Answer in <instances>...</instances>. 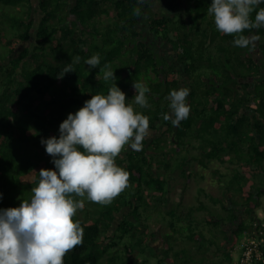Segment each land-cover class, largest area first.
Instances as JSON below:
<instances>
[{"label":"trees","instance_id":"obj_1","mask_svg":"<svg viewBox=\"0 0 264 264\" xmlns=\"http://www.w3.org/2000/svg\"><path fill=\"white\" fill-rule=\"evenodd\" d=\"M33 1L0 0V208L18 207L31 196L39 171L55 168L41 140L58 137L69 113L92 95H106L117 83L134 109L149 118L150 135L142 150L125 146L116 158L129 181L110 204L84 199V208L74 217L84 230L83 243L65 255L64 264H136L130 257L136 250L158 258L150 245L156 235L147 236L142 212H148L154 199L169 196L170 174L162 178L159 172L187 169L190 158H178L193 141L201 143V154L191 159L200 164L217 160L241 167L231 174L229 189L241 193L242 202L230 190L224 192L227 215L203 220L209 235L195 227V213L207 209L204 204L167 212L170 231L162 234L158 264L197 260L190 250L179 248L184 241L197 248L202 264L233 263L244 237L255 223L264 222V213L258 214L264 189L254 183L246 188L247 175L264 169V39L242 48L234 45V35L213 26L201 31L211 0H174L171 12L186 10L174 16L154 13L152 0H38L39 20ZM142 22L147 23L144 30L139 28ZM256 31L246 29L243 35ZM149 34L155 43L148 41ZM20 43L32 47L19 52ZM95 54L100 65L90 69L85 60ZM76 57L80 59L73 63ZM69 63L75 71L58 76ZM106 64L117 79H103L99 68ZM182 78L190 89V113L177 127L162 116L171 111L167 97L182 87ZM134 81L150 89L149 107L132 100ZM183 174L182 192L191 182V173ZM213 254L223 258L216 262Z\"/></svg>","mask_w":264,"mask_h":264},{"label":"clouds","instance_id":"obj_2","mask_svg":"<svg viewBox=\"0 0 264 264\" xmlns=\"http://www.w3.org/2000/svg\"><path fill=\"white\" fill-rule=\"evenodd\" d=\"M261 4L264 0H211L208 13L219 32L234 35L235 46L254 47L259 37L243 32L264 26V8L256 10ZM134 11L141 14L139 8ZM85 64L97 68L99 54ZM99 69L105 81L117 79L110 65ZM72 71L69 63L58 76ZM133 87L134 103L149 107L150 89L140 81H134ZM188 96L186 87L171 90L167 97L171 111L163 114V120L178 127L187 119ZM149 127V118L134 109L117 83L106 95H92L83 107L69 113L59 126L58 137L41 140L55 168L39 171L31 196L18 207L0 208V264H64L65 255L83 243L84 230L74 217L84 208V199L107 205L127 187L129 173L117 165L116 158L125 146L142 150Z\"/></svg>","mask_w":264,"mask_h":264},{"label":"rangeland","instance_id":"obj_3","mask_svg":"<svg viewBox=\"0 0 264 264\" xmlns=\"http://www.w3.org/2000/svg\"><path fill=\"white\" fill-rule=\"evenodd\" d=\"M158 2L160 0H153L154 6L158 5ZM34 18L40 19L41 13L38 10V0H34ZM147 23H141L139 26L140 30H144ZM147 35V34H145ZM158 40V39H157ZM149 42H156V38H154L153 35H149L148 37ZM160 45L161 44H157ZM32 43H20L18 46V51L21 52L25 48H31ZM159 47V46H158ZM214 50V49H213ZM169 55L173 56L174 52H170ZM174 61V59H171ZM177 64V63H176ZM182 87L185 86V79L182 78ZM188 88V87H186ZM189 89V88H188ZM190 92V89H189ZM192 147L189 148V151H183V153L179 156L178 160H188L189 163L188 167H184L183 171H176L175 173H170V171H167L165 169H162L160 173V177H170V185L168 188H170V194L166 199L163 201L159 199H154L153 204L148 210L147 213H143V218L146 216L147 219H143V222H147V225L149 227V234L147 235L150 237L151 233H155V238L152 239L150 242V245L155 249L157 252L158 258L154 257L153 255H149V253H139L138 250L131 253L132 259L135 260L136 264H158L159 256L162 255V234L165 232L170 231L168 228V218L166 217V213L174 208H179L180 210L183 208L188 207H198L201 204H204L207 209L199 210L195 213V217L199 221L195 224V227L199 230H203L206 234L209 235L208 227L203 222L205 220L206 216H210L214 219H221L219 217H225L227 215V212L223 209L222 204L226 201L224 192L230 190L229 189V182L231 179V174L234 172L235 169H237L239 172L242 171L241 167H237L236 165L232 164H221L217 160H209L206 161V165L200 164L199 161H196L191 158H199L201 154V143L199 141H193ZM177 154V153H176ZM179 154L176 155L178 157ZM184 157V159H183ZM186 160V161H187ZM192 160V161H191ZM187 166V165H185ZM191 173V182L189 183L187 189L183 191L182 187L184 185V179L182 177L183 172ZM169 172V173H168ZM219 174H217V173ZM244 173V172H243ZM247 178L250 180V183L246 184V188H250L251 184L254 183L257 187L260 189H264V169L259 171V173L256 176L247 175ZM245 185V184H244ZM183 193V194H181ZM234 193V192H233ZM216 199L219 200L218 202H215L212 200ZM234 200L241 201L242 202V196L241 193H234ZM230 207V206H229ZM264 213V197H263V206L262 209L258 211V214ZM123 217L118 218L121 220ZM149 218V219H148ZM140 221V220H139ZM141 222V221H140ZM229 227H225L226 230H228ZM179 248H186L190 250V252L197 257V260H190L185 264H202L200 261H198L199 254L197 253V248L190 242L184 241L179 245ZM235 257V258H234ZM239 257V251L236 250L235 254H233L234 262L231 264H235ZM214 261L218 262L220 261L223 256L222 255H215L213 254L211 257ZM179 264H183V262L179 261ZM132 264V263H131ZM226 264H229L226 262Z\"/></svg>","mask_w":264,"mask_h":264},{"label":"built area","instance_id":"obj_4","mask_svg":"<svg viewBox=\"0 0 264 264\" xmlns=\"http://www.w3.org/2000/svg\"><path fill=\"white\" fill-rule=\"evenodd\" d=\"M262 218V217H261ZM264 246V222L254 224L251 235L245 236L239 250L241 251L239 264H256V261L264 262V254L261 247Z\"/></svg>","mask_w":264,"mask_h":264},{"label":"flooded vegetation","instance_id":"obj_5","mask_svg":"<svg viewBox=\"0 0 264 264\" xmlns=\"http://www.w3.org/2000/svg\"><path fill=\"white\" fill-rule=\"evenodd\" d=\"M152 3H153V0H152ZM173 3H174V0H160V2H158V5L154 6L153 4V12L156 14L162 13V14H168L170 16H174L175 15L174 13L178 14L179 12L182 13L186 11L183 8L178 9V10L176 8V10L171 12ZM200 26H201V31H203V29L210 30L211 28L210 26H213L214 28H216L215 23H214V17L210 15L207 19V22L200 24ZM256 35L264 39V26L262 28H257V31L251 33L249 37L256 36ZM145 37H147V35H145Z\"/></svg>","mask_w":264,"mask_h":264},{"label":"crops","instance_id":"obj_6","mask_svg":"<svg viewBox=\"0 0 264 264\" xmlns=\"http://www.w3.org/2000/svg\"><path fill=\"white\" fill-rule=\"evenodd\" d=\"M235 258V257H234ZM238 259H236V261H237Z\"/></svg>","mask_w":264,"mask_h":264}]
</instances>
